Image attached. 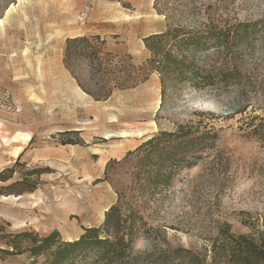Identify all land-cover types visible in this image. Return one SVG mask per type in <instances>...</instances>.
Instances as JSON below:
<instances>
[{
	"label": "rangeland",
	"instance_id": "obj_1",
	"mask_svg": "<svg viewBox=\"0 0 264 264\" xmlns=\"http://www.w3.org/2000/svg\"><path fill=\"white\" fill-rule=\"evenodd\" d=\"M263 12V0H0L1 176L13 168L12 179L0 181V248L3 237L24 231L74 240L101 225L117 202L133 220V241L114 264H224L210 253L223 224L233 234L264 232V142L244 135L264 118V37L233 56H200L208 69L237 66L228 85L164 103L157 73L97 101L82 88L101 93L102 76L93 77L86 63L75 75L63 64L68 39L97 36L119 70L116 57L143 64V39L166 26L254 21ZM185 124L214 130L216 148L194 168L176 171L168 187L140 186L136 165L123 158ZM36 170L47 172L38 177ZM29 173L35 191L17 195L25 188L17 185L6 195ZM177 248L187 252L180 260ZM28 262L27 254L0 260Z\"/></svg>",
	"mask_w": 264,
	"mask_h": 264
},
{
	"label": "trees",
	"instance_id": "obj_2",
	"mask_svg": "<svg viewBox=\"0 0 264 264\" xmlns=\"http://www.w3.org/2000/svg\"><path fill=\"white\" fill-rule=\"evenodd\" d=\"M263 37L264 12L254 21L210 22L198 28L166 26L163 32L143 39L148 53L143 64H136L127 56L116 57L123 66L119 70L112 63L115 56L105 51L103 42L97 36L68 39L63 64L75 75V67L86 63L93 77L102 76L98 80L101 93L95 94L82 88L97 101L107 99L115 90L135 88L152 73H157L164 103L177 98L184 91L207 93L228 85L237 78V66L225 64L208 69L200 64V56L210 52L232 55L253 47ZM106 75L108 78H103ZM247 128L244 135L248 140L264 142V118L252 120ZM218 140L214 130L185 124L172 132L152 135L133 152H128L122 162L136 165L140 186L157 191L169 186L176 171L194 168L209 151L216 148ZM111 163H107L106 169ZM6 171L10 175L2 177L0 174L1 182L12 179L13 168ZM46 172L36 170L34 174L39 177ZM32 175L29 173L15 180L7 189L25 185L16 192L17 195L32 193L38 184L36 179L29 180ZM12 192L9 190L6 195ZM132 228L133 220L121 213L117 202L105 212L101 225L83 228L74 240H62L57 231L46 236L28 231L7 235L3 237L5 242L4 247L0 248V260L27 254L28 264H114L129 255L133 241ZM252 229L255 232L251 234H233L230 226L223 224L215 237L216 241L212 242L211 260L216 262L223 259L224 264H264V234ZM185 252L180 248L175 249V259L180 260V255Z\"/></svg>",
	"mask_w": 264,
	"mask_h": 264
},
{
	"label": "built area",
	"instance_id": "obj_3",
	"mask_svg": "<svg viewBox=\"0 0 264 264\" xmlns=\"http://www.w3.org/2000/svg\"><path fill=\"white\" fill-rule=\"evenodd\" d=\"M83 19H84V15H80L79 20H83Z\"/></svg>",
	"mask_w": 264,
	"mask_h": 264
},
{
	"label": "crops",
	"instance_id": "obj_4",
	"mask_svg": "<svg viewBox=\"0 0 264 264\" xmlns=\"http://www.w3.org/2000/svg\"><path fill=\"white\" fill-rule=\"evenodd\" d=\"M263 234H264V232H263Z\"/></svg>",
	"mask_w": 264,
	"mask_h": 264
}]
</instances>
